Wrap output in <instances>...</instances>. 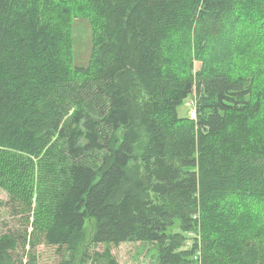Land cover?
<instances>
[{
  "label": "trees",
  "instance_id": "trees-1",
  "mask_svg": "<svg viewBox=\"0 0 264 264\" xmlns=\"http://www.w3.org/2000/svg\"><path fill=\"white\" fill-rule=\"evenodd\" d=\"M0 190V264H75L86 220L157 264H264V0H0Z\"/></svg>",
  "mask_w": 264,
  "mask_h": 264
},
{
  "label": "rangeland",
  "instance_id": "rangeland-1",
  "mask_svg": "<svg viewBox=\"0 0 264 264\" xmlns=\"http://www.w3.org/2000/svg\"><path fill=\"white\" fill-rule=\"evenodd\" d=\"M88 19L77 18L72 21V50H73V64L77 67H87L90 62V57L93 48L92 42V25ZM198 69L199 64H195ZM72 110L68 112L65 117V122L70 119ZM179 117L195 118V98L193 95L188 96L181 105L177 108ZM119 137V134L117 135ZM97 163L95 159H90L89 162ZM8 200L7 193L0 190V233H14L16 230H23V219L13 214L16 211L6 205ZM95 230V222L93 220H86L83 228L82 242L78 247V254L76 256L75 264H79L82 256L87 254L84 264H157L156 257L153 251L147 250L145 245L139 243H124L118 247L111 245H92L91 237ZM28 231H30L28 229ZM31 252V255H30ZM18 255L22 258L23 263L27 262L28 257L33 256L36 264H55L57 258L53 248L46 247L43 243L39 244L36 249L29 251L20 249ZM111 261V262H110Z\"/></svg>",
  "mask_w": 264,
  "mask_h": 264
}]
</instances>
